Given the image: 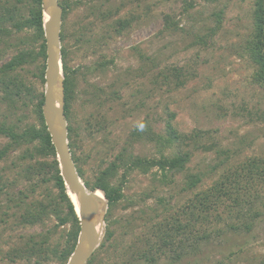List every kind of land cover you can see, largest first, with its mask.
Instances as JSON below:
<instances>
[{
  "label": "rangeland",
  "instance_id": "rangeland-1",
  "mask_svg": "<svg viewBox=\"0 0 264 264\" xmlns=\"http://www.w3.org/2000/svg\"><path fill=\"white\" fill-rule=\"evenodd\" d=\"M70 2L72 9L62 21L65 39L61 46L68 51V65L78 71V84L69 102L67 123L74 128V151L87 178L119 153L125 154V160L128 154L158 156L159 145L147 139L150 132L132 139L131 131L142 121L162 136L167 123L189 136L201 131L198 137L165 146L166 154L179 148L181 152L191 150L185 170L169 175L166 181L153 176L154 168L146 173L118 168L115 181L122 196L110 209L107 203L104 214V220L107 214L112 221L116 256L105 264H149L131 257L130 247L152 234L163 220L179 215L191 196L183 189L186 174L201 176L194 190L199 191L212 185L225 169V165L214 167L222 159L220 149L232 155L229 164L250 157L264 159V85L253 79L254 64L242 49L252 28V0ZM167 14L179 27L160 32ZM129 17L133 18L130 26L117 33L116 20ZM10 54L2 55L0 64ZM102 62L105 67L98 69L96 65ZM91 68L95 71L89 72ZM175 68L180 69L182 84H176ZM32 69L17 71L24 82L44 90ZM164 71L167 78L161 75ZM31 107L29 102L10 114L0 100V120L6 112V121L16 122L18 116L26 115L21 117L23 123L35 122ZM3 141L0 137V144ZM3 167L0 162V264H33L8 261L3 256V236L15 240L18 235L52 228L62 204L48 175L41 173L32 181L18 179L9 190L15 201L23 200L15 210L41 203L47 216L41 225H19L3 233ZM261 195L250 197L251 204L243 208L261 212L249 231L241 226L248 218H237L236 209L229 211L221 205L220 220L196 224L197 232L209 233L205 240L193 245L189 238L176 248L179 257L167 253L153 264H264V192ZM180 221L185 222L183 216ZM58 229L53 243L61 241L64 233Z\"/></svg>",
  "mask_w": 264,
  "mask_h": 264
},
{
  "label": "trees",
  "instance_id": "trees-1",
  "mask_svg": "<svg viewBox=\"0 0 264 264\" xmlns=\"http://www.w3.org/2000/svg\"><path fill=\"white\" fill-rule=\"evenodd\" d=\"M58 1L63 8V21L72 9V4L70 0ZM188 5L190 6L191 3L189 2ZM185 9L186 7H183V10ZM215 15L218 16V12ZM251 16L252 28L244 39L242 49L254 64L253 79L264 85V0H252ZM163 19L164 25L160 32L179 27L178 22L168 14ZM132 21V17L117 19L114 25L115 31L121 32L129 27ZM42 24L41 0H3L0 2V57L11 51L9 58L0 64V92L2 94L0 100L5 103L10 114H15L19 108L27 107L30 102L35 119V122L23 123L21 117L27 116L20 115L16 122L6 121L7 113L4 112V117L0 120V137L4 138L3 144H0V162H3L4 166L3 233L19 225H41L47 216L41 203L26 205L21 211L15 210L21 207L20 203L23 200L20 198V203L15 201V197L9 190L18 179L24 178L26 181H32L35 176L41 173L48 175L47 180L52 181L57 188V197L62 208L56 211L57 222L50 229L18 235L15 236V240H12L11 236H3V246L6 245L5 250L3 249V256L11 262L23 260L25 262L32 261L33 264H48L51 259H55L56 264H65L77 239L79 219L72 201L66 193L55 149L44 123L41 108L43 90L36 89L32 83L24 82L25 80L17 71L25 67H28L29 71L32 67L31 74L37 78L42 86L44 85L45 40ZM60 38L61 42L65 39L62 28ZM61 59L64 75L65 114L68 119L69 102L78 84V71L68 65V51L63 44L61 46ZM105 65L106 62H102L96 66L98 69H103ZM173 70L176 84H182L180 69L175 68ZM93 71L95 70L92 68L89 70V72ZM161 75L167 78L165 71ZM67 130L71 155L79 176L88 189L99 188L103 191L107 199L108 209L114 206L122 196L121 186L115 181L118 168L129 171L137 170L141 173H146L154 168V171L152 170L153 176L166 181L169 175L185 170L191 156V150L190 152H181L179 148L173 153L166 154L164 152L165 146L169 148L174 140H188L191 139V136L195 138L201 133L198 130H195L191 136L178 133L172 124L167 123L166 133L162 136L142 121L139 126H135L131 131L132 139L133 141L138 140L143 133L150 132L147 139L159 145L158 156L146 158L128 154L125 160L123 158L125 154L122 156L119 153L108 165L99 169L93 177L87 178L74 151V128L69 123H67ZM218 152L222 159L214 167L225 165V169L214 183L205 189L194 191L201 181V176L198 173L186 174L183 189L189 191L191 196L187 198L186 203L180 209L181 214L178 212L179 215L163 220L157 224L154 231H151L152 234L146 235L138 243L131 245V257L146 261L149 264L155 263L158 258L167 253L172 254L171 252L176 253V258L179 257L181 254L176 252V248H180L184 243L183 241L187 242L189 238H192L194 245L208 237L209 233L205 230L197 232L196 224H211L220 220L221 214L218 208L221 205L224 209L229 208V211L231 208L236 209L237 218H248L242 222L241 226L244 230L249 231L252 228L253 222L261 215V212L252 210L250 213V210L243 208L245 205L251 204L250 197L257 195L262 197L261 193L264 192V159L250 157L239 161L237 164H229L232 155L223 149L218 150ZM15 153L17 154L14 155ZM9 158V163L4 164ZM7 172L14 175H7ZM5 203L9 205L6 206ZM180 216H183L185 222L180 221ZM105 221L106 230L103 239L86 264H105L107 259L116 256L114 230L111 228L112 221L107 214ZM58 228L64 229V233L60 234L61 241L53 243L52 237L58 234Z\"/></svg>",
  "mask_w": 264,
  "mask_h": 264
},
{
  "label": "water",
  "instance_id": "water-1",
  "mask_svg": "<svg viewBox=\"0 0 264 264\" xmlns=\"http://www.w3.org/2000/svg\"><path fill=\"white\" fill-rule=\"evenodd\" d=\"M41 10L45 40L42 115L55 149L66 193L68 196V192L73 193L78 205L77 210L72 202L79 219V231L65 264H86L104 236L107 199L101 189H88L85 186L69 147L60 38L63 8L58 0H41ZM97 190L102 193V199L95 194ZM98 216L102 220L100 230L96 225Z\"/></svg>",
  "mask_w": 264,
  "mask_h": 264
},
{
  "label": "bare ground",
  "instance_id": "bare-ground-1",
  "mask_svg": "<svg viewBox=\"0 0 264 264\" xmlns=\"http://www.w3.org/2000/svg\"><path fill=\"white\" fill-rule=\"evenodd\" d=\"M45 17H46V15H45ZM69 193V196H70V199H71V201L74 203V206H75V208L78 210V205H77V202H76V198H75V195L73 194V193H71V192H68ZM95 194L99 197V198H101L102 199V193L99 191V190H97L96 192H95ZM101 216H98L97 217V223H96V225H97V228L100 230V227H101Z\"/></svg>",
  "mask_w": 264,
  "mask_h": 264
},
{
  "label": "flooded vegetation",
  "instance_id": "flooded-vegetation-1",
  "mask_svg": "<svg viewBox=\"0 0 264 264\" xmlns=\"http://www.w3.org/2000/svg\"><path fill=\"white\" fill-rule=\"evenodd\" d=\"M71 68H72V66H71ZM72 69H76V68H72ZM100 71V70H99Z\"/></svg>",
  "mask_w": 264,
  "mask_h": 264
}]
</instances>
